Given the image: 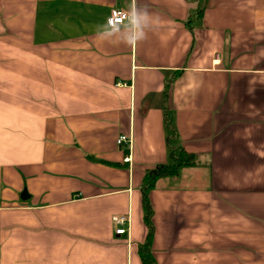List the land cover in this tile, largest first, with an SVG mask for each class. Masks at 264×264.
<instances>
[{"label": "crops", "instance_id": "0c3cea01", "mask_svg": "<svg viewBox=\"0 0 264 264\" xmlns=\"http://www.w3.org/2000/svg\"><path fill=\"white\" fill-rule=\"evenodd\" d=\"M181 150L149 256L264 264V0H0V264H143Z\"/></svg>", "mask_w": 264, "mask_h": 264}, {"label": "trees", "instance_id": "16d2710c", "mask_svg": "<svg viewBox=\"0 0 264 264\" xmlns=\"http://www.w3.org/2000/svg\"><path fill=\"white\" fill-rule=\"evenodd\" d=\"M199 16H202V11H199ZM172 163L160 165L153 170L146 173L143 189H142V206L144 213V222L148 229L147 239L143 246L140 248V255L143 264H156L155 261L149 256V250L153 239V208L150 201L149 193L153 188L155 182L162 177H172L179 173V170L184 166H190L195 163L196 157L192 154L186 153L181 150L179 154H172Z\"/></svg>", "mask_w": 264, "mask_h": 264}, {"label": "built area", "instance_id": "2783aa9c", "mask_svg": "<svg viewBox=\"0 0 264 264\" xmlns=\"http://www.w3.org/2000/svg\"><path fill=\"white\" fill-rule=\"evenodd\" d=\"M134 21V15L132 13H126L118 9H113L110 12V16L108 18V26L111 31L118 32L123 27L132 23ZM118 146H130L131 145V138L125 135H121L117 139ZM131 156L128 155L124 158L125 163H131ZM113 222L118 225L124 227L128 222L129 218L124 216H117L113 218ZM126 230L124 228L117 229L116 233L118 235L125 234Z\"/></svg>", "mask_w": 264, "mask_h": 264}, {"label": "clouds", "instance_id": "9594fccd", "mask_svg": "<svg viewBox=\"0 0 264 264\" xmlns=\"http://www.w3.org/2000/svg\"><path fill=\"white\" fill-rule=\"evenodd\" d=\"M143 17L147 20V19H152L153 22L156 24V26L158 25L159 21L158 18L155 17L153 14H149V12L146 10L143 14ZM148 39V35H146L143 30L141 29L140 33L134 37H132V39L128 42L129 46L133 45V44H138L140 41H145Z\"/></svg>", "mask_w": 264, "mask_h": 264}]
</instances>
